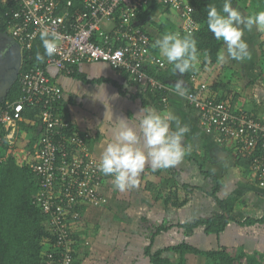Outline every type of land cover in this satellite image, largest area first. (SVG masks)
I'll use <instances>...</instances> for the list:
<instances>
[{
    "label": "crops",
    "instance_id": "crops-1",
    "mask_svg": "<svg viewBox=\"0 0 264 264\" xmlns=\"http://www.w3.org/2000/svg\"><path fill=\"white\" fill-rule=\"evenodd\" d=\"M239 6L243 13L250 14ZM139 22L151 39V58L165 63L164 67L149 63L147 70L154 68L156 72L161 71L169 64L153 45L164 34L178 31L180 18L176 13L163 8L156 19ZM255 33L258 35H254ZM244 39L249 44L251 59H228L224 63L226 67L220 73L223 81L218 80L224 85H219V92H214L213 95L210 93L211 84L207 75H197V78L208 85V97L228 98L227 103L233 111L249 115L256 112L261 117L264 114V101L258 99V93L246 95L245 92L248 89L254 90L252 84L257 82L254 78L256 71L260 78L264 75V58L262 54H256L258 46L264 45V32L253 27L252 31L245 32ZM204 60L205 56L201 54L195 70H199L200 63ZM48 73L63 93L58 112L73 125L78 135L86 137L87 144L98 161L113 138L112 114L114 120L132 117L129 120L132 123L137 119L134 115L145 106L158 111L167 109L174 112L181 123L190 129L184 140L190 151L180 164L156 171L146 165L138 178V185L125 191L116 189L113 178L109 177L103 181L102 186V193L107 200L104 206H78L77 219H70L76 245L75 264H151L150 259L145 256V248L150 241V222L173 226L168 232L155 238L153 251L186 242L202 251L226 248L233 256L245 253L264 258V223L252 226L239 224L247 218H264V189L258 185L252 169L244 172L236 167V146L232 142L219 144L217 133H209L202 127L199 115L185 98L187 91L194 88L191 87L194 86L193 82L187 79L185 73L174 74V79L166 81L170 85L168 92L152 91L148 84L134 83L126 73L115 70L106 63H80L73 72L74 76L63 74L55 68H49ZM177 79L184 81L183 96L174 91ZM226 86L227 93L224 91ZM99 88V98L106 104L108 101L110 103L106 119L105 105L100 101L93 102L89 96L97 93ZM172 127L175 129V123ZM13 141L15 142L14 138L11 142ZM157 172L161 173L156 175V191L160 193L155 197L153 191L147 189V185L151 176ZM217 188L219 199L224 200L229 196L237 199L236 209L232 214L233 221L219 236L206 234L202 227L195 229L192 236H186L185 231L177 227L178 224L222 213L211 196ZM177 198L180 203L186 201L183 206L173 205ZM165 256L173 261L178 257L173 253ZM186 258L188 264H204L206 261L205 257L194 254H188ZM262 260L264 263V259Z\"/></svg>",
    "mask_w": 264,
    "mask_h": 264
},
{
    "label": "built area",
    "instance_id": "built-area-1",
    "mask_svg": "<svg viewBox=\"0 0 264 264\" xmlns=\"http://www.w3.org/2000/svg\"><path fill=\"white\" fill-rule=\"evenodd\" d=\"M13 4L9 14L10 36L23 51H30L44 29L62 34L57 53L48 57L43 67L20 73L22 98L0 108V144H11L18 123L24 121V107H40L41 132L35 145L38 162L34 172L40 180L38 204L50 215L56 251L52 264H75L71 236V218L77 219L76 207L106 204L102 193L105 176L98 170L86 137L67 135L69 122L58 115L63 100L62 90L53 83L49 68L71 75L80 63H106L126 73L137 84H148L152 91L168 92L169 85L147 72L149 63L164 67L151 58L150 36L137 20L139 12L157 3L176 13L182 36L194 34L199 24L189 0H83L73 9L67 0H0ZM192 76L194 87L185 98L199 115L202 127L217 133L219 144L233 143L238 156L252 158L251 169L258 185L264 189V114L258 119L245 112L233 111L229 104L208 97V85ZM166 102V98H164ZM8 134L1 135V131ZM12 134V135H11ZM4 157L0 158V164ZM51 256V257H52Z\"/></svg>",
    "mask_w": 264,
    "mask_h": 264
},
{
    "label": "trees",
    "instance_id": "trees-1",
    "mask_svg": "<svg viewBox=\"0 0 264 264\" xmlns=\"http://www.w3.org/2000/svg\"><path fill=\"white\" fill-rule=\"evenodd\" d=\"M67 1H72L73 9L82 7L83 0ZM189 1L194 9V18L199 24V29L192 36L197 40V47L200 53L203 55L207 53V55H204L205 60L200 63L198 71L194 68L185 73V75L189 81H191V77L194 75H207V80L211 84L209 91L213 95L214 92L217 93L220 90L219 85L223 81L221 80L220 73L223 72L226 66L224 63L217 62V52L223 47V42L216 40L208 30L206 23L207 8L210 4H215L219 8L222 6L223 0ZM232 3L233 7H238L241 0H232ZM14 8L13 4L0 3V33L10 35L8 26L9 14ZM163 8L162 5L153 3L148 8L139 12L137 20L156 19L162 13ZM141 28L144 29L143 25H141ZM37 51L41 54L44 52L40 37L35 41L30 51H23L21 74L31 69L45 66L48 57H45L43 63L36 61L35 54ZM172 67L169 64L161 71L156 72L153 68V70H147V72L166 83V81L174 79L172 78L174 76ZM73 69L75 71L76 66ZM75 73L71 74V76H74ZM222 84L224 85V83ZM224 91L227 93V86L224 88ZM22 96L18 81L8 94L5 102L0 104V108L5 107L6 104H13L19 101ZM158 97H160V94H158ZM217 100L225 103L229 102L228 98H218ZM41 111L40 107L25 105L23 113L24 121L18 123V129L14 136L15 142L11 145L8 140H5L3 144H0V158L4 157V162L0 164V264H52V260L57 261L59 259L58 254L52 256L55 253L56 237L53 235L50 215L45 214L40 204H38V193L41 188L39 177L34 172V167L38 162L35 145L40 138L41 120L39 116ZM58 115L62 117L59 112ZM251 115L256 117L257 113L252 112ZM258 117L256 118L258 119ZM64 133L70 136L77 134L71 124L67 130H64ZM6 134L8 133L4 130L1 131L2 136ZM235 164L236 167L246 172L251 169L252 158L238 156ZM158 174L160 175L161 173L157 172L155 175H152L147 185V189L153 191L155 197L160 193L156 191V180L158 179L156 175ZM217 191L218 188L211 193V196L220 207L222 213H214L207 218H199L193 222L178 224L177 227L182 228L186 236H192L195 229L199 227L204 228L205 233L208 235L215 234L219 236L226 230L229 223L233 221L232 214L236 209L237 199L234 196H229L221 200L217 197ZM178 201L179 199L177 198L173 203L175 207H181L186 202L180 203ZM258 223H264V218H247L239 224L252 226ZM171 228L173 226L166 224L158 225L153 222L149 223L150 241L149 245L145 248V256L150 259L151 264H188L186 258L188 254L203 256L209 264H264L262 260L264 259L263 256L258 258L256 254L247 255L242 253L233 256L226 248H220L215 251H202L186 242L153 251L152 247L155 238L162 233L168 232ZM72 241L71 248L73 249V254L71 253V255L75 262V239ZM168 253L177 255L178 259L176 261L169 259L165 256Z\"/></svg>",
    "mask_w": 264,
    "mask_h": 264
},
{
    "label": "clouds",
    "instance_id": "clouds-1",
    "mask_svg": "<svg viewBox=\"0 0 264 264\" xmlns=\"http://www.w3.org/2000/svg\"><path fill=\"white\" fill-rule=\"evenodd\" d=\"M206 23L215 39L222 41L224 45L217 52V62L225 63L228 59L244 61L251 59L249 44L244 39L245 32L252 31L253 27L264 32V10L245 14L238 7H233L232 0H223L219 8L215 4L208 6ZM62 39L59 32L42 30L40 40L44 52L41 54L37 51L35 60L43 63L45 57L54 56ZM153 47L157 48L166 62L173 66L174 74L182 75L194 69L201 55L197 40L191 33L183 36L180 33H166L155 41ZM174 91L181 96L185 94L182 79H177ZM104 92L106 94L105 89ZM89 96L93 102L100 101L105 105L107 109L105 119L108 118L110 103L108 101L106 104L99 98L100 88L97 93ZM134 116L137 119L129 123L132 117H119L114 120L112 114L113 138L103 150L98 163V170L105 176H111L114 187L119 191L136 187L146 165L153 171L175 167L190 151L184 143L190 129L182 124L171 110L158 111L145 106ZM173 123L176 125L175 129L172 127ZM71 236L74 239L73 230Z\"/></svg>",
    "mask_w": 264,
    "mask_h": 264
},
{
    "label": "water",
    "instance_id": "water-1",
    "mask_svg": "<svg viewBox=\"0 0 264 264\" xmlns=\"http://www.w3.org/2000/svg\"><path fill=\"white\" fill-rule=\"evenodd\" d=\"M0 104L18 82L22 69L21 46L6 33H0Z\"/></svg>",
    "mask_w": 264,
    "mask_h": 264
},
{
    "label": "rangeland",
    "instance_id": "rangeland-1",
    "mask_svg": "<svg viewBox=\"0 0 264 264\" xmlns=\"http://www.w3.org/2000/svg\"><path fill=\"white\" fill-rule=\"evenodd\" d=\"M240 8L248 10V12L250 14H252V13L264 10V0H241ZM254 35H258V34L255 33ZM256 50H257L256 54H262V56L264 58V45L262 46V44H261L260 47L258 46V49H256ZM254 74H255L254 78L257 81L255 84H252V85H254V90L252 89V91H251L248 89L245 93H246V95L248 93H258V99H261L262 101H264V75L262 76V78H260L261 76H259L260 74L257 71ZM13 143H14V141L11 143V145ZM177 259H178V257H177ZM205 260H204L205 261L204 264H209L207 259H205Z\"/></svg>",
    "mask_w": 264,
    "mask_h": 264
}]
</instances>
